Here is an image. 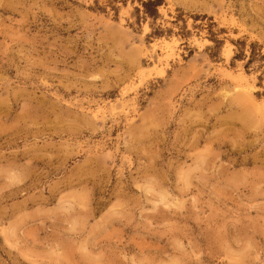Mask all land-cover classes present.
Masks as SVG:
<instances>
[{
  "label": "rangeland",
  "instance_id": "obj_1",
  "mask_svg": "<svg viewBox=\"0 0 264 264\" xmlns=\"http://www.w3.org/2000/svg\"><path fill=\"white\" fill-rule=\"evenodd\" d=\"M0 264H264V0H0Z\"/></svg>",
  "mask_w": 264,
  "mask_h": 264
}]
</instances>
